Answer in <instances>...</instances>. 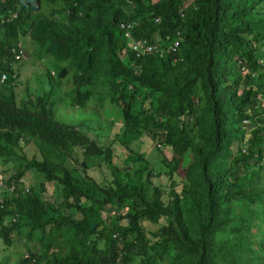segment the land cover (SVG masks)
I'll return each instance as SVG.
<instances>
[{"label": "trees", "instance_id": "trees-1", "mask_svg": "<svg viewBox=\"0 0 264 264\" xmlns=\"http://www.w3.org/2000/svg\"><path fill=\"white\" fill-rule=\"evenodd\" d=\"M127 31L179 40L135 57ZM21 38L47 58L33 95L10 66ZM1 73L0 238L40 230L13 264H264V0H0ZM65 98L116 109L120 136L57 120ZM142 133L169 157L123 182L115 152L143 161L128 146Z\"/></svg>", "mask_w": 264, "mask_h": 264}, {"label": "rangeland", "instance_id": "rangeland-1", "mask_svg": "<svg viewBox=\"0 0 264 264\" xmlns=\"http://www.w3.org/2000/svg\"><path fill=\"white\" fill-rule=\"evenodd\" d=\"M21 44L24 49V54L26 59L22 62L15 63L10 61V66L15 71L16 77L15 81L17 83V95L20 96L24 91H27L29 94H34L37 90L38 82L42 80V75L40 74L41 70L46 67V57L42 55L36 46L30 45L28 42H25L23 38H21ZM40 74V75H39ZM45 77V74H44ZM57 80L50 79V84L45 79V86L50 87L56 84ZM69 83H65L64 80H60L57 84V90L59 93H64L67 91ZM66 98L58 105L54 106V117L62 123L65 124H76L80 119H86L83 122L84 126L81 128L90 139H93L94 129L97 130V134L106 135L108 138L113 136L114 134H118L120 136V121L118 119V111L113 107L105 104L103 108L106 109L107 113H102L101 109H99V113H97V118L95 117L96 112L90 108V106L84 109H67V106L63 105V102ZM90 103V102H89ZM88 103V104H89ZM93 106V103L90 104ZM96 108V107H95ZM97 109V108H96ZM98 111V110H97ZM98 120V121H97ZM129 148L132 150L133 154H139L143 161H128L127 167H124V162L121 160L123 158L122 151L118 150L115 152V161L120 165V178L123 182H137L143 181L146 179L145 171L137 172L138 174H134V168L142 167L141 164L148 162L147 167L152 170V172H159L158 170H162L161 159L169 157V148L162 145L158 140L152 141L147 137L144 133L132 137L128 142ZM160 145V146H159ZM80 148L75 149V159L77 162L80 161ZM30 156V155H29ZM172 163V161H171ZM78 167L77 163H73ZM179 165L177 168L179 169ZM123 168V169H122ZM96 170V169H95ZM79 171V170H78ZM77 171V172H78ZM97 174V171L94 172ZM129 174V175H127ZM78 176H82V172H78ZM26 185L28 187H33L34 190L40 191V197L45 200H54L56 198V187L52 183H43V188H39L38 186H34L33 174L31 172H26L25 179ZM152 182L163 183L164 177L153 176L151 178ZM114 214V212H113ZM40 230H35L28 238H26V229L21 228L18 233H14L13 240L9 245H6L0 238V264H13L15 260H19V256L21 254H25V251L30 248L36 247L35 238L38 237Z\"/></svg>", "mask_w": 264, "mask_h": 264}, {"label": "built area", "instance_id": "built-area-1", "mask_svg": "<svg viewBox=\"0 0 264 264\" xmlns=\"http://www.w3.org/2000/svg\"><path fill=\"white\" fill-rule=\"evenodd\" d=\"M157 21V19H154ZM126 27H129L127 25ZM125 48L128 50L132 51V54L136 57H138L141 54H145L146 52H151L156 48L157 45L161 46L160 50H157L158 54L161 52L163 48H166L169 51H174V49L177 47L178 44V36H175L172 40H169L167 36L161 41L160 44H149L146 39H141V40H135L132 36H130L129 32H125ZM12 53H13V59L14 60H22L24 59V52L22 49V44L18 42L14 48H12ZM6 78L5 73H3L0 76V81H3ZM1 184V183H0ZM9 189H14V186L11 185ZM24 190H27L26 187H24ZM27 255H24L26 257Z\"/></svg>", "mask_w": 264, "mask_h": 264}, {"label": "clouds", "instance_id": "clouds-1", "mask_svg": "<svg viewBox=\"0 0 264 264\" xmlns=\"http://www.w3.org/2000/svg\"><path fill=\"white\" fill-rule=\"evenodd\" d=\"M22 49H23V46H22ZM23 52H24V49H23ZM24 57H25V58H24V59H22V60H17V61H18V63H19V62H22V61H24V60L26 59V56H25V54H24ZM13 61H14V59H13ZM2 74H3V73H1V75H2ZM1 75H0V76H1ZM5 75H6V74H5ZM4 80H5V79H4ZM4 80H3V81H4ZM3 81H0V82H3ZM24 255H27V254H24Z\"/></svg>", "mask_w": 264, "mask_h": 264}, {"label": "water", "instance_id": "water-1", "mask_svg": "<svg viewBox=\"0 0 264 264\" xmlns=\"http://www.w3.org/2000/svg\"><path fill=\"white\" fill-rule=\"evenodd\" d=\"M94 227V224H90L88 228L92 229Z\"/></svg>", "mask_w": 264, "mask_h": 264}]
</instances>
